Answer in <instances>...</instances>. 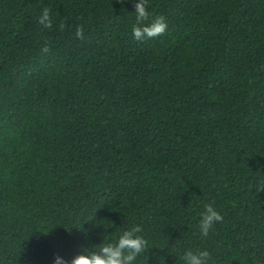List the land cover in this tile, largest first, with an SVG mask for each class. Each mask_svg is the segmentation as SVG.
<instances>
[{"label": "trees", "instance_id": "obj_1", "mask_svg": "<svg viewBox=\"0 0 264 264\" xmlns=\"http://www.w3.org/2000/svg\"><path fill=\"white\" fill-rule=\"evenodd\" d=\"M139 2L0 0V264L137 226L136 264H264V0H147L144 41Z\"/></svg>", "mask_w": 264, "mask_h": 264}, {"label": "clouds", "instance_id": "obj_2", "mask_svg": "<svg viewBox=\"0 0 264 264\" xmlns=\"http://www.w3.org/2000/svg\"><path fill=\"white\" fill-rule=\"evenodd\" d=\"M147 0H140L135 5L136 24L132 27V37L137 41L155 38L163 35L167 29V24L163 17L156 18L153 22L147 23L150 13L146 8ZM38 23L43 28H50L52 21L49 19L48 10L45 9L42 16L38 17ZM78 38L82 35V29H78ZM43 52L48 48L44 47ZM222 220V216L211 206H206L198 225L200 235L207 237L213 226ZM142 229L137 226L124 231L115 243H106L99 246L98 251L88 252L73 256L66 260L62 256H54L52 264H136L137 257L143 254L147 247V242L141 233ZM211 253L206 249L187 251L183 254L184 264H208Z\"/></svg>", "mask_w": 264, "mask_h": 264}]
</instances>
